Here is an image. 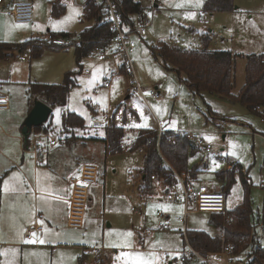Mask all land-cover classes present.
Listing matches in <instances>:
<instances>
[{
	"label": "rangeland",
	"instance_id": "374dc122",
	"mask_svg": "<svg viewBox=\"0 0 264 264\" xmlns=\"http://www.w3.org/2000/svg\"><path fill=\"white\" fill-rule=\"evenodd\" d=\"M50 1H32L38 20V23L33 20L38 26L32 31L29 28L32 23L17 22L6 14L2 0L0 42L19 44L33 36L50 41L49 31L75 35L96 23L94 19L84 18L86 0H61L66 11L60 16L51 15ZM93 1L101 4L103 0ZM136 1L144 8L145 16L152 18V25L145 36H132L136 46L130 55V71L120 55L91 54L77 62L72 41L64 49L46 50L38 58L30 59L29 55L18 53L9 60H0V78L8 81L3 91L8 94L11 106L8 111H0V149L3 150V139L11 146L19 145L14 135H21L28 114L29 82L61 84L71 72L74 85L67 102L54 106L46 122L51 124L46 127L47 134L59 143L51 157L55 154L52 158L60 165L63 160L65 168L74 161L99 167L98 182L90 187L85 227L68 230L64 224L60 238L32 245L25 258L19 257V264H133L132 257L136 255L152 264L202 263L195 255L181 253L190 248L185 230L176 221L183 215L185 206L166 195L167 186L157 181L147 197L140 198L138 170L143 166L145 148L108 154L102 139L105 130L93 128V118H109L111 123L124 127L126 146L141 128L194 134L197 139L194 144L199 149L190 156V164H196L200 173L198 180L189 183L220 192L222 183L217 180V171L228 168L230 162H238L244 171L235 175L227 208L236 209L247 196L254 220L263 217L264 119L239 102L209 93L194 94L175 72L164 68L151 48L161 41L182 49L197 48L201 44L200 34L211 31L214 35L209 45L211 50L237 54L233 92L238 93L245 84L247 56L264 53V0H240L241 3L235 0L240 7L237 11L209 12L205 24L199 23L205 0H158L153 15L151 8L156 1ZM122 64L126 69L120 72ZM105 82L110 84L108 88L103 86ZM152 93L158 97L153 98ZM69 111L84 119L83 128L64 129L63 114ZM68 135L70 140L86 143H65ZM6 172L11 173L12 169L0 154V174ZM180 176L188 178L187 174ZM245 180L249 182L248 190ZM189 209L188 231L217 234L218 229L210 222L213 212H199L194 204ZM146 229L152 231L147 238L142 233ZM255 229L261 233V226ZM99 247L104 250H95ZM84 251L88 256L81 262ZM97 257H101L102 263L96 262ZM250 260L247 250L224 256L217 264H251Z\"/></svg>",
	"mask_w": 264,
	"mask_h": 264
},
{
	"label": "trees",
	"instance_id": "16d2710c",
	"mask_svg": "<svg viewBox=\"0 0 264 264\" xmlns=\"http://www.w3.org/2000/svg\"><path fill=\"white\" fill-rule=\"evenodd\" d=\"M60 1L51 2L52 16L63 15L66 11V7L60 4ZM114 1L118 4L127 25H133L131 17L135 13L145 16L144 8L136 0ZM84 5V18L96 20L93 25L75 35L49 31L50 41L34 37L19 44L0 42V60L11 57L13 51H18L22 55L28 54L30 59H33L40 57L46 50L60 51L66 48L55 45L54 40L57 39H66L74 43L77 62L91 55L93 51L102 49L110 43L113 33L107 26L99 23L101 4L86 0ZM235 8V0H206L204 3V9L209 12L234 11ZM213 36L211 31L200 34L201 44L197 48L182 49L161 41L151 49L164 68L175 72L194 94L209 93L239 102L264 119V53L247 56L245 84L238 93H234V64L237 54L230 50H211L209 45ZM103 40L105 43H102ZM125 69V65L122 64L120 72ZM72 77L73 74L68 72L61 84L30 82L29 102L33 106L36 101H42L52 108L58 104H65L74 85ZM49 125L51 124L44 123L32 129L34 133L46 134V127ZM63 126L66 131H74V128H83L85 123L81 116L69 111L63 114ZM104 130L102 139L106 143L108 154L145 148L143 166L138 170L141 177L140 197H147L156 181L163 182L168 189L177 183V175L187 174V183L198 180L200 168L196 164H190V156L195 154L199 147L190 141L188 133L164 131L159 137L158 130L141 128L136 132L131 144L126 146L124 127L110 123ZM67 137L69 138V135ZM243 171V166L238 162H230L228 168L217 171V180L222 183L219 191L227 197L235 182L236 173ZM2 178L0 176V197ZM244 184L248 190L249 182L245 180ZM210 222L218 229L215 236L204 231H186V241L190 247L202 255L225 251L233 255L248 250L251 264H264V212L263 217H258L255 221L247 196L234 210L213 212ZM257 225L261 226V233L255 229ZM80 259L82 262L83 257Z\"/></svg>",
	"mask_w": 264,
	"mask_h": 264
},
{
	"label": "crops",
	"instance_id": "0c3cea01",
	"mask_svg": "<svg viewBox=\"0 0 264 264\" xmlns=\"http://www.w3.org/2000/svg\"><path fill=\"white\" fill-rule=\"evenodd\" d=\"M16 1L18 0H4L2 6L7 8ZM52 1L53 0L50 1V10ZM155 1L154 5L158 7L159 2L158 0ZM237 1L241 3L240 0ZM239 3L238 5H240ZM239 8L240 7L236 6L234 11H237ZM131 18L132 20H136L137 16L132 15ZM34 20L38 23L35 12ZM33 23L34 21L29 28L35 31L38 25ZM133 35L134 34L131 35V38ZM34 37L35 36L31 38ZM18 53V51H13L10 58ZM24 57H28V54H24ZM10 58L5 60H9ZM5 81L6 80L0 78L1 91H3V87H5L8 82ZM33 106L29 103L27 117ZM25 121L21 126V135H14V139H18L19 145L11 146L3 139V150L0 149V154L7 160L12 169L11 173L6 172L0 174V176L3 177L0 197V264H19V257L21 260L23 257L25 258L28 250L34 245L25 242L28 240L24 237V231L33 221L36 211L38 212L40 221L44 222V242L56 241V238H60V235H62L60 229L64 224H66L67 229L69 228L67 226L69 211L68 197L71 191L69 178L73 175H77L84 164H77L74 161L73 164L65 168L63 167L65 162L62 160V164L60 165V162L56 160V158H52L55 154L51 157V154L54 152L53 150H55L59 143L52 147L50 145V139L53 136L47 133H34L33 129H31L26 136V134L23 133ZM81 140L83 139L81 138ZM64 141L65 143L72 142L75 144L78 142L81 144L86 143L85 140H70L68 137H66ZM5 182L8 184V191H4ZM5 194L6 199H3ZM140 198L142 199V197ZM144 237L147 238L149 236ZM83 248L84 247H82V249ZM86 249L85 247L84 250ZM84 256H88L87 251H84L80 258L83 257L84 259ZM98 258L101 259V257H97L96 259Z\"/></svg>",
	"mask_w": 264,
	"mask_h": 264
},
{
	"label": "built area",
	"instance_id": "2783aa9c",
	"mask_svg": "<svg viewBox=\"0 0 264 264\" xmlns=\"http://www.w3.org/2000/svg\"><path fill=\"white\" fill-rule=\"evenodd\" d=\"M155 1V0H153ZM0 0V5H1ZM158 7L154 5L151 8V13L156 11ZM6 14L13 17V19L20 23H32L34 20V7L31 0H18L9 6L5 10ZM209 11H200L199 23L205 24L208 22L207 14ZM137 16L136 20H133V25H127L124 22L122 13L118 7V4L114 0H103L101 3V12L99 16L100 25L107 26L110 31H112L113 36L110 43L103 47L102 49H97L92 52V55L97 56H112L120 55L124 58L126 63L130 62V55L135 50V42L132 40L131 35L137 34L139 36H145L147 34L148 28L152 25V18L150 16ZM44 38V37H43ZM47 38V37H45ZM71 43L70 40L57 39L54 40V44L57 46H68ZM102 43H105L103 40ZM119 70V69H118ZM87 72V71H86ZM104 87L108 88L110 84L105 82ZM98 91V89H95ZM153 98H157L156 93H152ZM10 99L6 92L0 90V111H6L10 109ZM110 119L105 120L99 118L92 119V127L95 129H105L110 125ZM163 129L158 130V136L163 133ZM188 137L191 142L194 143L196 136L194 134L188 133ZM58 143L57 139L51 137L50 145L53 147ZM196 145V144H195ZM206 151L210 148L204 147ZM99 177V167L93 163H84L77 175H73L69 178V183L71 191L68 197L69 211L67 216V226L72 229H82L85 226V218L88 208V203L90 200V187L96 184ZM177 183L171 185L167 190L166 195L177 202H182L184 204V213L182 216L176 218V221L182 225L185 230L184 234L186 237V221L187 216L190 212V204H194L195 208L199 212H219L223 213L227 210V197L223 192L210 191L209 187L206 185H193L187 183L186 179L180 175H177ZM159 216H162L158 213ZM167 226V225H165ZM151 230L146 229L142 231L144 236H150ZM33 233L36 234L37 241L44 240L45 227L44 224L40 223V218L38 212L36 211L33 221L27 226L24 231V237L27 240L33 239ZM34 245H40L41 243H32ZM95 250H103V247H99ZM182 254H192L199 257L205 264H217L223 257H229L228 251L218 252L209 255H202L192 247L189 250H183ZM97 263L101 262V259H96Z\"/></svg>",
	"mask_w": 264,
	"mask_h": 264
},
{
	"label": "water",
	"instance_id": "95a60500",
	"mask_svg": "<svg viewBox=\"0 0 264 264\" xmlns=\"http://www.w3.org/2000/svg\"><path fill=\"white\" fill-rule=\"evenodd\" d=\"M52 113V107L42 101H36L26 118L23 133L27 134L34 126L46 123Z\"/></svg>",
	"mask_w": 264,
	"mask_h": 264
},
{
	"label": "snow or ice",
	"instance_id": "6c2138e0",
	"mask_svg": "<svg viewBox=\"0 0 264 264\" xmlns=\"http://www.w3.org/2000/svg\"><path fill=\"white\" fill-rule=\"evenodd\" d=\"M15 27H27V25H15ZM4 191H8L7 182H5V184H4ZM40 223L43 224L44 222L40 221ZM32 235H33V239L25 241L26 243H36V242L44 243L43 240L37 241V239L35 238L36 237L35 233H33ZM128 235H131V233H129ZM113 246H115V245H113ZM132 260H133V264H152V261L143 259L140 255H136V256L132 257Z\"/></svg>",
	"mask_w": 264,
	"mask_h": 264
}]
</instances>
